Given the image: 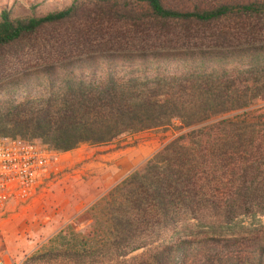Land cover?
Wrapping results in <instances>:
<instances>
[{"label":"trees","instance_id":"obj_1","mask_svg":"<svg viewBox=\"0 0 264 264\" xmlns=\"http://www.w3.org/2000/svg\"><path fill=\"white\" fill-rule=\"evenodd\" d=\"M32 74L37 84L25 82ZM262 96L264 0H73L42 16L0 11V137L62 153L176 121L193 128L91 205L88 233L63 228L48 252L91 264H264V235L197 238L178 228L183 215L201 219L215 163L253 140L246 121L207 123ZM242 193L251 200L254 191ZM226 217L235 219L231 208Z\"/></svg>","mask_w":264,"mask_h":264},{"label":"rangeland","instance_id":"obj_2","mask_svg":"<svg viewBox=\"0 0 264 264\" xmlns=\"http://www.w3.org/2000/svg\"><path fill=\"white\" fill-rule=\"evenodd\" d=\"M72 1L0 0V11L9 8L14 17L42 16L49 11L65 8ZM29 76L24 79L25 82L37 84L40 77L36 74ZM23 96L22 90L16 94L18 99ZM223 119H232L236 125L246 121L243 126L248 128V132H254L253 140L238 147L226 160H220L219 165L218 162L215 163L213 169L215 173L211 174L214 177L210 188L207 189L209 196L200 204L201 208H204L200 213L201 219H188L183 215L178 230L182 231V228L187 227L189 231L197 234V238L230 232L239 238H245L246 241L261 238L264 235V213L260 212L264 206L260 200L264 192V96L256 99L250 107L226 113L207 125H217ZM179 126L180 123L176 121L175 125L168 128L154 129L137 136H125L109 144V150L120 151V157L123 158L132 154L133 151H129L131 147L138 146L144 140L159 139V142L162 141L158 150L160 151L170 141L188 134L193 129H179ZM188 141L187 139L185 143H189ZM189 145L195 146L191 142ZM71 155L66 153L62 156L71 169L48 191L31 204L11 214L2 224L0 253L7 264H91V261H76L64 249L48 252V248L54 245L50 240L63 228L72 226L81 233L80 235L88 233L92 224L89 208L116 185H110L101 176L89 178L81 170L80 165L74 166L69 163ZM146 163L147 161L135 170L142 168ZM248 188H253L254 191L251 200L248 199L249 195L242 193ZM76 207L80 208L79 211ZM229 208L236 217L227 221ZM254 213L256 217L252 216ZM211 225L214 228H211ZM48 226L52 228L49 232L46 231ZM171 235L172 232L167 231L164 237L168 238ZM157 244L159 243L133 252L127 258L150 252Z\"/></svg>","mask_w":264,"mask_h":264},{"label":"built area","instance_id":"obj_3","mask_svg":"<svg viewBox=\"0 0 264 264\" xmlns=\"http://www.w3.org/2000/svg\"><path fill=\"white\" fill-rule=\"evenodd\" d=\"M70 169L61 153L37 141L0 137V237L11 214L31 204ZM0 264H7L1 253Z\"/></svg>","mask_w":264,"mask_h":264},{"label":"crops","instance_id":"obj_4","mask_svg":"<svg viewBox=\"0 0 264 264\" xmlns=\"http://www.w3.org/2000/svg\"><path fill=\"white\" fill-rule=\"evenodd\" d=\"M146 132L148 131L136 133L133 134V136L141 135ZM161 145L162 141L159 142V139H146L138 146L131 147L129 151H133L132 154L124 156L123 158L120 157V151L109 150V144H83L76 149L63 152L61 155L63 156V154L66 153L72 154L69 163L74 166L80 165L81 170L84 171L85 175L89 176V178L101 176L106 182L110 183V185H115L148 161L159 150ZM76 209L79 211L80 208L76 207ZM51 229L52 228L48 226L46 231L49 232Z\"/></svg>","mask_w":264,"mask_h":264}]
</instances>
